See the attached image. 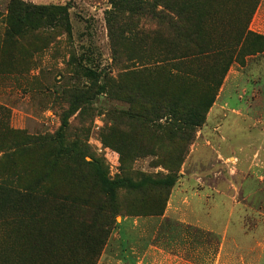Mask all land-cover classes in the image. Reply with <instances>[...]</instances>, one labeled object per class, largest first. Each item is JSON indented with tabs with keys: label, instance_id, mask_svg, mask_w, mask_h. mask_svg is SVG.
Returning <instances> with one entry per match:
<instances>
[{
	"label": "rangeland",
	"instance_id": "obj_1",
	"mask_svg": "<svg viewBox=\"0 0 264 264\" xmlns=\"http://www.w3.org/2000/svg\"><path fill=\"white\" fill-rule=\"evenodd\" d=\"M19 3L65 8L67 23L19 28ZM162 4L0 0V182L33 184L48 214L0 223V264H75L84 235L105 239L96 264H264V41L239 38L264 37V8L254 21L257 0L208 2L191 16L196 58L178 59ZM206 97L199 127L169 121ZM169 173L168 194L102 185Z\"/></svg>",
	"mask_w": 264,
	"mask_h": 264
},
{
	"label": "trees",
	"instance_id": "obj_2",
	"mask_svg": "<svg viewBox=\"0 0 264 264\" xmlns=\"http://www.w3.org/2000/svg\"><path fill=\"white\" fill-rule=\"evenodd\" d=\"M162 8L160 12H157L156 15L160 17L164 23L167 25L170 33L172 41H174L175 46L177 45L179 47V51L176 53H180V55L177 56L178 59H185L188 57L196 58L197 53L189 52V48L196 47V41L198 38V33L196 32L194 27H191V16H193L195 13L198 14L200 10L205 8L206 4L210 1L214 0H161ZM257 0V4H258ZM256 4V6H257ZM113 5V3H112ZM115 5V3H114ZM140 6L142 8V11L152 12L151 9L148 7L145 8V4H141ZM10 15H15L17 17V21L19 23V28H21L24 24V19L28 16L36 17L40 22L45 23L44 25H47L50 28H56L59 25L60 20H63V22L67 23V11L65 8H41L36 7L33 5H25L20 4L18 6L17 11L15 10H9ZM255 9H253L250 18L252 14L254 13ZM202 13H206V10H203ZM200 17L203 19L204 15L199 13ZM22 17V18H21ZM61 17V18H60ZM249 18V20H250ZM38 28H40L37 25ZM6 37H10L6 33ZM240 40H243L244 45L248 40H254L264 41V37L258 34H254L250 31H246V29H243V32L241 33V36L239 37ZM240 45L237 43V46ZM181 47V48H180ZM243 47V46H242ZM197 49V47H196ZM170 52V50H168ZM253 55V54H251ZM231 64V60L227 62V64L224 66V68L221 71V74H219V82L218 85H220L221 80L224 78L229 66ZM185 63H180V66H184ZM181 77L184 80L189 81L190 78H196L195 75H189L187 72H180ZM187 83V82H183ZM212 99L209 100L206 97V100L199 103L195 108L190 109V111L187 114H184L182 116L176 117L172 114H170L169 121L171 119H176L177 123H181L184 127V129H193L195 127H199L204 119V114L207 111V109L212 104ZM171 173V171H169ZM168 174L165 178H162L160 180H153L151 178H147L142 181L140 184H133L127 179H122L117 182L111 183L107 181H102V185L107 189L108 192L114 191L115 188H120L125 191H133V190H141L145 187H151V186H157L159 188L164 189L167 194L169 190L174 186L176 181V175L175 174ZM35 188L33 184H27L24 186H21V184H15V183H7L3 182L1 180L0 182V223L9 220L10 222L14 223H24V222H33L34 218L39 217L38 219L40 221H45L47 219V215L38 216L37 209L32 206V201L34 199L33 195L35 194ZM165 194V196H167ZM5 200V201H4ZM166 199L164 202H161L158 208H155L152 212L146 213L145 215H161L164 211L165 205H166ZM4 208H7L6 212ZM133 209H135L133 207ZM62 210V209H61ZM130 215H136L139 216L138 213H130ZM76 244L79 242L82 243L81 249L78 250L80 254V260L77 263H80L82 261L85 262V264H96V260L99 256V253L102 249V244L105 242V239L99 238V239H92L91 237H88L86 235L81 237H75L74 240Z\"/></svg>",
	"mask_w": 264,
	"mask_h": 264
},
{
	"label": "crops",
	"instance_id": "obj_3",
	"mask_svg": "<svg viewBox=\"0 0 264 264\" xmlns=\"http://www.w3.org/2000/svg\"><path fill=\"white\" fill-rule=\"evenodd\" d=\"M262 8H264V0H259L258 5H257V8H256V11L252 15V20L254 19V21H255V19H257L259 17V15H260L259 14V10H261ZM250 29L252 30V32L255 31L252 27ZM254 33H256V32H254ZM181 198L183 199V197H181ZM182 199H180V201L178 200V201L172 202L171 208H173L174 210H176V208L179 207V204L183 202ZM195 226L196 227H200V228L201 227H203V228H210L208 226L206 227V225L205 226L199 225L196 222H195ZM225 243H226V237L222 236V238L220 239V245H224Z\"/></svg>",
	"mask_w": 264,
	"mask_h": 264
}]
</instances>
